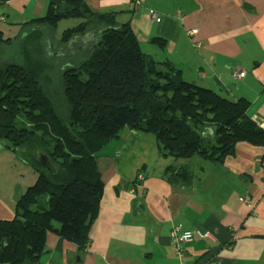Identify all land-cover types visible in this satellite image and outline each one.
I'll use <instances>...</instances> for the list:
<instances>
[{
  "label": "crops",
  "instance_id": "1",
  "mask_svg": "<svg viewBox=\"0 0 264 264\" xmlns=\"http://www.w3.org/2000/svg\"><path fill=\"white\" fill-rule=\"evenodd\" d=\"M87 1L130 21L141 49L148 45L145 52L171 62L184 80L247 98L249 116L264 122V0H146L138 9L128 0ZM47 6L0 0V21L22 29ZM236 69L246 74L233 77ZM171 157L158 154L153 134L123 129L99 153L105 187L88 247L79 253L74 242L49 232L41 264H264V146L241 141L221 163ZM20 159L0 142V219L14 217L17 199L38 178ZM177 226L214 240L196 235L179 253L170 240Z\"/></svg>",
  "mask_w": 264,
  "mask_h": 264
},
{
  "label": "trees",
  "instance_id": "2",
  "mask_svg": "<svg viewBox=\"0 0 264 264\" xmlns=\"http://www.w3.org/2000/svg\"><path fill=\"white\" fill-rule=\"evenodd\" d=\"M71 18L81 21L64 30L60 43L79 38L81 53L76 63L65 59L55 102L42 79L48 67L38 26ZM26 28L22 63L4 58L17 36L0 29V142L31 161L38 178L17 199L14 217L0 219V264H40L49 232L88 247L105 187L99 153L125 128L153 134L159 155L176 159L221 163L241 141L264 146V128L248 114L250 100L184 80L171 62L145 53L130 21L120 22L117 13L95 10L87 0H48L45 15Z\"/></svg>",
  "mask_w": 264,
  "mask_h": 264
},
{
  "label": "rangeland",
  "instance_id": "3",
  "mask_svg": "<svg viewBox=\"0 0 264 264\" xmlns=\"http://www.w3.org/2000/svg\"><path fill=\"white\" fill-rule=\"evenodd\" d=\"M80 21L81 20L78 18H71V19H67V20H60L58 22L57 26L54 28H52L50 26L47 27V25H45V24H43L42 26H38V29H41L42 30L41 32L45 33L44 36L42 35L44 38L42 37V40H41L42 41V49H43L42 52L44 54V55L42 54L43 55L42 61H43V63H46V68L48 67L47 69H45L47 71L48 75H46L42 79H44V81H43L44 84H45V80H46V84H45L46 90L47 89L49 90L50 97L54 101H55V99L52 96L53 92L55 93L56 96H58V97L60 96L61 89H60L59 85H60V81H61L62 70L67 67L66 60L69 61L68 63H70L72 61H74V63H76L77 57L75 56V54L81 53L79 50L81 48L80 45H82L79 38L76 41H72L70 44H64V45L60 43V39H61L62 33L64 32L65 29H67L69 27H74ZM9 24H10L9 21H7V23H2L0 21V26L4 27V36L5 37L17 36V39L15 38L16 40L14 43L7 45V47H5V48H7V53H6V57H4V58L9 59L11 62L22 63L23 58L20 55V49H19V44H20V39H21L20 37L26 35L25 32H26V30H29V29H32V30H29V32L32 33L33 38H36L38 36V34L33 31V30H35V28L32 26H29V29L26 28L25 30H23L21 28H19V29L14 28V29L10 30L8 28ZM34 43L39 46L38 40L35 41ZM146 47L148 48V45H146V44L142 45V48L144 50H148ZM34 48H32L30 50H33ZM70 51H71V53H73V55L72 54L68 55V53H70ZM145 53H147V52H145ZM35 54L39 55V51L37 50V53L35 52ZM236 70H238V69H236ZM48 90H47V92H48ZM59 102H60V99H59ZM35 150H37L38 153L40 151L39 148H35ZM17 156L19 158H21L22 155H21V153H17ZM39 158H40V156H39ZM174 159L176 160V158L171 157V159H170L171 162H173ZM181 159H183V158H181ZM20 160L22 161V158ZM183 160H186V159H183ZM187 161H188V159H187ZM24 163H26L28 165H32V162L28 161L27 159H24ZM78 252L81 253L82 250L78 249Z\"/></svg>",
  "mask_w": 264,
  "mask_h": 264
},
{
  "label": "built area",
  "instance_id": "4",
  "mask_svg": "<svg viewBox=\"0 0 264 264\" xmlns=\"http://www.w3.org/2000/svg\"><path fill=\"white\" fill-rule=\"evenodd\" d=\"M131 8L132 9H138L141 8L145 5L146 0H128ZM151 17L153 20L160 21L161 17L160 14L156 11L151 12ZM197 32V29L194 28L191 30V33L194 34ZM245 71L241 70H234L232 72L233 77H243L245 75ZM258 123L264 128V122L263 121H258ZM141 177V176H140ZM180 227L177 226L172 229L171 234H170V240L171 244L177 250L179 253L182 251V247L184 244L191 242L194 240L195 236L198 235L199 237H206L208 239L214 240L213 235L210 232H203L200 230H183L182 232H179ZM208 264H212V262H208Z\"/></svg>",
  "mask_w": 264,
  "mask_h": 264
},
{
  "label": "water",
  "instance_id": "5",
  "mask_svg": "<svg viewBox=\"0 0 264 264\" xmlns=\"http://www.w3.org/2000/svg\"><path fill=\"white\" fill-rule=\"evenodd\" d=\"M40 159L44 165H46L49 169H53L52 163L50 162L49 158L45 155L40 153Z\"/></svg>",
  "mask_w": 264,
  "mask_h": 264
}]
</instances>
